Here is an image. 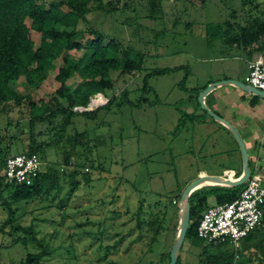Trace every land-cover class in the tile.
<instances>
[{
  "label": "rangeland",
  "instance_id": "rangeland-1",
  "mask_svg": "<svg viewBox=\"0 0 264 264\" xmlns=\"http://www.w3.org/2000/svg\"><path fill=\"white\" fill-rule=\"evenodd\" d=\"M108 1L115 4V0H103L106 7ZM119 2L115 11L89 12L86 17L90 26L102 31L106 41L114 39L132 45L144 58L139 71H110L112 84L102 93L110 103L89 113L73 112L69 117L64 134H82L75 156L81 164L90 165L88 173L74 177L78 181L75 188L66 176L58 190L11 204L15 221L21 226H33L44 247L52 250L43 258L52 264L140 262L143 242L138 238L140 230L134 214L141 202L149 207L159 201L171 209V200L181 196L200 170L220 175L224 168L238 172L241 166V153L231 132L217 128L214 118L201 109L197 96L209 84L223 79L245 83V52L242 47L225 45L221 38L213 39L214 30L209 29L208 35L206 27L237 21L253 6L264 12V0ZM98 3L90 0L88 7ZM62 9L68 10L65 5ZM84 27L82 22L78 24L79 29ZM83 36L81 42L91 37L86 31ZM31 38L38 45L40 34L32 31ZM60 62L54 61L56 68L38 87L27 84L23 76L10 86L32 101L42 99L54 108L52 98L60 86L55 79ZM161 70L169 71L157 73ZM80 81L74 75L66 86L73 91ZM227 95L237 96L233 91ZM59 100L66 105V101ZM29 117L27 108L13 102L0 104V137L7 144V138L16 134L19 141L8 148L10 155L23 153L28 147ZM204 120L211 121L204 125ZM252 123L238 130L247 148L250 140L263 137L264 121ZM250 153L249 150L250 168L257 161V165L264 163V153L261 158ZM38 157L43 170L48 164L61 163L62 152L52 145L44 154L38 152ZM3 173L0 168V176ZM201 175L206 176L203 171ZM10 191L11 187H7L3 192L8 201L12 200L7 193ZM209 204H214L212 198ZM6 218L7 212L0 205V228ZM24 235L21 230L11 234L0 230L1 264L18 262L27 252L38 249L32 242L23 244ZM196 251L185 240L180 264H195ZM153 258L157 259L156 252Z\"/></svg>",
  "mask_w": 264,
  "mask_h": 264
},
{
  "label": "trees",
  "instance_id": "trees-1",
  "mask_svg": "<svg viewBox=\"0 0 264 264\" xmlns=\"http://www.w3.org/2000/svg\"><path fill=\"white\" fill-rule=\"evenodd\" d=\"M89 1L50 0L45 3L43 0H0V104L13 102L29 110L30 117L27 121L29 143L23 153L38 156V152L44 154L45 149L52 145L60 148L62 152L61 163L45 166L31 184L10 183L5 181L3 175L0 176V205L7 212V218L0 230L9 234L21 230L25 233L21 238L22 243L26 245L27 242H32L38 248L33 252H27L18 262L10 264H52L43 259L46 254L50 255L52 250L44 247L43 239L37 236L33 226H21L15 221V209L11 208V204L13 201L29 200L58 190L61 179H65L66 176L69 177L72 188L77 186L78 181L74 180V177L80 173L87 174L90 165L81 164L75 156L76 145L80 143L78 138L82 134H64L70 115L79 112L73 108L87 106L90 96L98 92L103 93V89L110 87L112 84L110 71L135 72L142 67L144 58L142 52L130 44L124 45L114 39L106 41L105 34L91 27L86 17L89 12L115 11L119 8L120 0H115L113 5L108 1V7L103 0H96L99 2L98 5L88 7ZM154 3L155 1L153 5ZM63 5L68 8L67 11L62 9ZM232 17L234 19V16ZM26 19L29 20L28 25ZM80 22L85 25L82 29L78 28ZM209 29L214 30L211 34L213 39L218 37L225 45L242 47L248 59L264 54V12L256 10V6L249 8L239 19L237 17V21L227 20L216 26L207 25L208 35ZM32 31L40 34L38 45L31 38ZM84 31L91 37L81 42ZM78 53L81 54L78 56ZM57 59L61 62L55 79L60 82V86L56 90V96L52 98L54 108L42 99L34 102L30 96L21 95L10 86L11 82L23 76L27 84L38 87L50 71L56 68L54 61ZM167 71L169 70L157 73ZM74 75L81 81L77 88L70 91L66 81ZM59 99L66 101V105ZM7 142L6 144L3 137H0L1 169L5 158L10 155L8 148L12 143L19 142L18 136L12 134L7 138ZM253 171L254 166L250 168V172ZM241 172L242 167L236 172V176L238 177ZM85 180L89 181L88 178ZM244 186L245 184L205 185L190 194L189 225L184 241L187 240L191 246L197 248L195 264H264V204L261 207L263 210L261 225L242 239L239 257L236 260L233 250L227 243L208 242L197 235V225L202 212L210 206L209 199L212 198L214 204L230 202L239 197ZM7 187H11V191L7 192L11 195V201L3 196ZM179 199L180 196L171 200V209L159 201L149 207L144 206L143 202L139 204L134 216L140 230L138 238L143 242V256L140 262L135 264H169L170 248L177 234ZM8 223L11 225L6 231ZM154 252L157 253V259L153 258ZM180 263L181 254L176 264Z\"/></svg>",
  "mask_w": 264,
  "mask_h": 264
},
{
  "label": "built area",
  "instance_id": "built-area-1",
  "mask_svg": "<svg viewBox=\"0 0 264 264\" xmlns=\"http://www.w3.org/2000/svg\"><path fill=\"white\" fill-rule=\"evenodd\" d=\"M245 84L264 91V54L248 61ZM107 103L108 99L98 92L90 96L87 106H75L73 110L90 111ZM41 164L36 154L8 155L2 168L4 179L15 184H31L42 170ZM232 172L234 180L237 176L234 171ZM223 173L228 178L226 171ZM244 184L243 190L236 199L207 207L202 212L197 225L198 237L208 242L227 243L234 252L235 260L239 257L242 239L262 222L264 169L256 165Z\"/></svg>",
  "mask_w": 264,
  "mask_h": 264
},
{
  "label": "water",
  "instance_id": "water-1",
  "mask_svg": "<svg viewBox=\"0 0 264 264\" xmlns=\"http://www.w3.org/2000/svg\"><path fill=\"white\" fill-rule=\"evenodd\" d=\"M219 84H233L263 99H264V91L259 90L252 86H248L243 82L227 78V79L220 80L218 82L211 83L208 86H206L202 91L198 92L197 101L201 109L204 110L208 115L213 117L215 120L223 124L231 132L232 136L237 142V145L241 153V159H242V172L236 179L230 180L229 178L224 176V173L222 175H207L206 174L207 178H210L215 182L223 183V184H208V185L238 186V185L244 184L250 176L249 155L246 149L245 142L242 139L238 129L235 126H233L230 122H228L227 120H225L218 114L211 111L204 102V97L207 95V93L210 92L212 89H214ZM202 180H203V176L199 174L195 180L190 182L184 188L180 196V199L177 203V207H178L177 213H178L179 221H178V227H177V234L170 248L169 264L177 263V259L180 254V250L182 248L185 234H186V231L189 225V215H190L189 196L194 190L201 187L199 185L202 182ZM180 209H181V213H179Z\"/></svg>",
  "mask_w": 264,
  "mask_h": 264
},
{
  "label": "crops",
  "instance_id": "crops-1",
  "mask_svg": "<svg viewBox=\"0 0 264 264\" xmlns=\"http://www.w3.org/2000/svg\"><path fill=\"white\" fill-rule=\"evenodd\" d=\"M244 52L246 54V51ZM261 55L262 54H259L256 58H258ZM245 58L248 68V61L251 59H248L246 55ZM234 89L237 92H235ZM229 91H233L234 93L237 94V96L231 98L230 96L227 95V92ZM204 102L211 111L223 117L233 126H235L238 130L241 128H247L246 125H248L249 123L251 125H254L252 122L255 120L264 121V99L252 94L251 92H247L233 84L217 85L214 89H212L210 92L207 93V95L204 97ZM208 103L212 107H210ZM213 120L215 121V123L219 125V127L217 128L221 132H223V130L226 131V127L223 124H221L219 121L215 119ZM210 121L211 120H204L202 122L204 125H208ZM247 149H248V155L250 150L251 152L250 154L252 155L256 154L258 158H261V156L263 155L262 153H264V132H263V137L259 141H257V139L250 140V146ZM256 163L255 165L253 164L254 167L257 165ZM240 164H241L240 167H242V159H240ZM258 166L261 167L263 166V164H259ZM227 170H232L236 173L234 169H228V168H224L223 172ZM202 171L205 172V174H207L205 170H200L198 172V175L201 174ZM232 171L227 175L228 178L232 177L233 174Z\"/></svg>",
  "mask_w": 264,
  "mask_h": 264
},
{
  "label": "bare ground",
  "instance_id": "bare-ground-1",
  "mask_svg": "<svg viewBox=\"0 0 264 264\" xmlns=\"http://www.w3.org/2000/svg\"><path fill=\"white\" fill-rule=\"evenodd\" d=\"M200 175H201V174H200ZM201 176H202V175H201ZM229 179H230V180H233L232 177H229ZM205 181H207V182H205ZM204 182H205V183H204ZM208 184H223V183H222V182H215V181H213L212 179L207 178L206 176H203V180H202V182L200 183L199 186L208 185ZM179 213H181V209H180Z\"/></svg>",
  "mask_w": 264,
  "mask_h": 264
}]
</instances>
